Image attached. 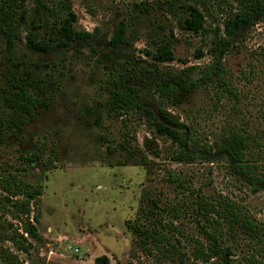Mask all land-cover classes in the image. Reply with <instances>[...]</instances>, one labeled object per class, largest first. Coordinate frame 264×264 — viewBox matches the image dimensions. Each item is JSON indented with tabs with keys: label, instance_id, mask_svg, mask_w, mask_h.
I'll use <instances>...</instances> for the list:
<instances>
[{
	"label": "rangeland",
	"instance_id": "1",
	"mask_svg": "<svg viewBox=\"0 0 264 264\" xmlns=\"http://www.w3.org/2000/svg\"><path fill=\"white\" fill-rule=\"evenodd\" d=\"M21 1L25 9L32 8L33 0ZM226 1L197 2L204 13L205 30L192 32L180 28L176 14H137L130 8L132 0H66L75 15L73 25L88 31L97 27L99 40L107 39L115 22L126 21L130 41L127 50L138 64L149 65L152 61L144 49H153L160 41L168 40L173 58L162 61V66L189 77L197 72H187V66L211 60L210 39L216 25L222 27L228 11ZM14 50L19 59L30 61L36 77L51 83L47 91L52 99L46 110L24 124L22 131L13 136L9 129H3L0 138V175H6L10 184L20 178L40 188L36 225L41 240L28 254L0 240V244L17 252L22 264H95L93 258L102 253L108 256L109 264H136L137 259L143 264H208L199 260L190 263L191 237L199 236L191 213L196 190L234 199L254 217L264 235V188L251 190L249 184L229 171L224 160H173L174 144L154 133L135 114L129 117L128 130L118 117L104 110L101 123L85 124L82 105L104 100L100 86L105 77L99 62L102 57L97 60L98 55H91L86 47H67L57 54L55 64L44 65L24 46L23 39L15 42ZM5 55L0 47V67ZM220 57L226 68L224 77L236 91L237 99L226 94L215 100L213 91L217 87L208 86L198 88L179 105L164 102L160 106L177 113L199 139L210 140L229 126L248 132L256 140L251 141L250 156L264 170V18L245 26ZM91 118L87 117V122ZM125 130L134 135L130 145L136 147V154L118 163L125 153L118 149L106 152L105 144L121 140ZM102 131L108 141L97 139ZM39 144L42 150L38 158L26 162L22 156ZM168 170L189 188L170 181ZM4 194L7 193L0 188V211ZM155 197L160 199V206H177L178 217L173 218V223L180 233L174 234L172 240L183 253L182 262L178 255L158 262L159 252L152 248L150 238L144 247L151 250L141 249L127 227L126 221H136L150 230L155 209L151 199ZM160 213L163 220L174 217L169 210ZM229 242L233 245L230 264H252L245 259L252 249L249 241L237 235L235 241ZM255 257L253 264L264 262V256Z\"/></svg>",
	"mask_w": 264,
	"mask_h": 264
},
{
	"label": "trees",
	"instance_id": "2",
	"mask_svg": "<svg viewBox=\"0 0 264 264\" xmlns=\"http://www.w3.org/2000/svg\"><path fill=\"white\" fill-rule=\"evenodd\" d=\"M200 1L202 3V0H132L130 8L139 15L156 11L176 14L175 20L180 28L202 32L205 27L204 13L197 3ZM226 2L228 11L222 19V27L216 25L210 39L211 60L187 66V72L194 69L197 72V75L189 77L180 70L162 66V61L173 58L168 40L160 41L153 49H144V54L152 61L149 65L138 64L127 50L130 41L124 20L114 23L106 40H99L97 27L88 31L73 25L75 15L66 0H33L31 9H25L21 0H0V47L6 54L0 67V138L4 135L3 129H9L10 135L15 136L22 131L26 122L32 121L52 102L47 91L51 83L40 76L36 77L34 67L29 66L30 61L16 56L15 42L23 39L24 46L39 56L44 65L55 64L57 54L63 53L62 49L86 47L91 55H98L97 60L102 57L99 62L105 69V77L100 84L105 93L104 100L82 105L87 126L101 123L102 110L118 117L126 128L130 115L135 114L148 123L154 133L163 135L174 144L173 160L222 159L229 171L249 184L251 190L264 188V170L250 156L251 141H256L252 135L229 126L210 140L199 139L177 113L160 106L164 102L179 105L198 88L208 86L217 87L213 91L215 100L226 94L238 98L224 77L226 68L220 56L245 26L252 24L256 18H264V0ZM23 30L25 33H22ZM102 45L103 49L100 50ZM87 117L92 118L87 122ZM127 130L123 131L121 140L105 144L106 152L118 149L125 153L118 163H124L136 154V147L130 145V138L134 135H128ZM97 139L109 140L104 131L99 133ZM145 140L150 144L149 138ZM41 150L40 144L35 145L28 155L22 157L26 162H32L38 158ZM152 151L155 152L154 149ZM142 160L141 157L140 162ZM167 178L189 188L172 170H168ZM0 188L8 194H4L1 204L0 240L10 242L16 251L28 254L42 238L36 225L39 185L20 178L10 184L6 175H0ZM159 201L157 197L151 199L155 209L152 210L154 217L150 230L136 221H126L127 227L135 234L141 249L151 250V247H144L150 238L152 248L159 252L158 262L163 257L172 259L175 255L182 262L183 253L174 247L172 240L174 234L180 233L173 223V218L178 217L177 206L174 203L160 206ZM161 210H169L174 217L163 220ZM191 213L199 236L191 237L190 263L199 260L208 264H230L229 254L233 252V245L229 241H235L237 235L251 244L252 249L246 254V260L253 264L255 256H264V235L260 226L234 199L196 190ZM16 251L0 244V264H22ZM93 261L95 264H109L108 256L104 253L96 255ZM136 264L143 263L137 259Z\"/></svg>",
	"mask_w": 264,
	"mask_h": 264
}]
</instances>
